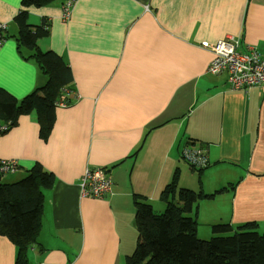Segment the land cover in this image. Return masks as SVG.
Segmentation results:
<instances>
[{"label":"crops","instance_id":"obj_1","mask_svg":"<svg viewBox=\"0 0 264 264\" xmlns=\"http://www.w3.org/2000/svg\"><path fill=\"white\" fill-rule=\"evenodd\" d=\"M62 4L0 0V90L20 102L48 82L29 60L36 48L17 45L26 23L47 30L39 49L62 58L74 78L58 97L46 141L36 110L0 136V162L20 163L7 182L36 164L55 176L29 264H126L138 240L136 197L164 213L159 196L177 171L179 188L215 195L188 215L200 239L220 223L256 222L264 234V86L230 90L227 73L207 72L220 39L234 37L240 51L264 57V0H77L67 23ZM20 12L27 17L17 22ZM189 142L207 146L201 177L182 168ZM96 167L110 170L113 194L81 198L80 178ZM16 257L0 234V264Z\"/></svg>","mask_w":264,"mask_h":264},{"label":"trees","instance_id":"obj_2","mask_svg":"<svg viewBox=\"0 0 264 264\" xmlns=\"http://www.w3.org/2000/svg\"><path fill=\"white\" fill-rule=\"evenodd\" d=\"M26 17V12H20L15 20L18 22ZM42 30L27 23L22 25L17 45L23 50L36 48L29 60L41 66L48 82L44 87H36L33 93L20 102L0 90V121L3 125L6 124V128L0 130V136L17 127L19 117L30 115L36 110L37 123L40 126L39 136L46 141L48 133L51 132L54 107L62 102L57 101L58 97L74 80L70 67L62 58L53 52L39 49L38 41L45 36L44 31H47ZM201 143L196 145L189 142L193 146L186 148L202 151L206 157L204 167L195 168L184 159L183 151L186 148L180 154L188 167L198 172L199 177L209 166L207 146ZM191 155L190 159L197 158ZM18 164L20 163L17 162L15 171L0 174V234L16 247L15 264H29L27 251L39 245L42 221L47 212L45 192L53 189L55 176L40 164H36L21 180L7 182L6 178L15 175L19 170ZM96 168L110 172L105 167ZM178 181L177 171L171 183L160 193L159 199L166 204L164 213H157L147 199L136 197L135 223L138 240L135 251L126 260V264H264V234L259 233L256 222L240 226L216 224L212 226L210 239H200L197 235L198 223L188 215L200 200L215 195L208 196L181 189ZM227 190L225 188L217 193Z\"/></svg>","mask_w":264,"mask_h":264},{"label":"built area","instance_id":"obj_3","mask_svg":"<svg viewBox=\"0 0 264 264\" xmlns=\"http://www.w3.org/2000/svg\"><path fill=\"white\" fill-rule=\"evenodd\" d=\"M77 0H63L60 20L67 23L71 20ZM5 40L0 39V47ZM214 54L212 62L207 68V72L213 75L227 73L233 82V87L249 88L253 85L264 86V57L256 51L243 53L240 51V43L234 37L218 40L211 47ZM183 157L193 167L202 168L206 164V157L199 149L186 148ZM191 154L197 158L190 159ZM17 162L1 161L0 174L15 171ZM103 168H88L80 178L79 193L81 198H92L102 200L109 194H113V178L110 172ZM108 194V196H107Z\"/></svg>","mask_w":264,"mask_h":264},{"label":"rangeland","instance_id":"obj_4","mask_svg":"<svg viewBox=\"0 0 264 264\" xmlns=\"http://www.w3.org/2000/svg\"><path fill=\"white\" fill-rule=\"evenodd\" d=\"M0 39H3V40H5L6 38H4L3 37V35H1V33H0ZM5 44V43H4ZM4 44L3 45H1V46H4ZM228 83H229V88H230V90H239V89H242V90H245V88H243V87H241V88H238V89H236V88H234L233 87V82L231 81V80H228ZM31 93H33V91L31 92ZM30 93V94H31ZM30 94H28V95H30ZM27 95V96H28ZM191 161H188V163H190ZM187 164L185 163V162H183V166H182V168H184L185 166H186ZM188 166V165H187ZM185 178V173H184V171H183V173H182V179H184ZM182 183L183 182H180V185H182ZM45 194H47V192H45ZM107 198V197H106ZM90 200H96V199H92V198H90ZM155 211L157 212V209L155 208ZM209 219L208 218H206L205 219V221H208ZM136 230H137V228H136ZM106 231L107 232H109V233H112L113 231H114V229L112 228V227H110V228H107L106 229ZM137 234H138V230H137Z\"/></svg>","mask_w":264,"mask_h":264},{"label":"clouds","instance_id":"obj_5","mask_svg":"<svg viewBox=\"0 0 264 264\" xmlns=\"http://www.w3.org/2000/svg\"><path fill=\"white\" fill-rule=\"evenodd\" d=\"M112 177V176H111ZM114 187V186H113Z\"/></svg>","mask_w":264,"mask_h":264}]
</instances>
